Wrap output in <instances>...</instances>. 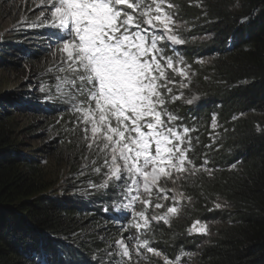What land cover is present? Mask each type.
Wrapping results in <instances>:
<instances>
[{
	"label": "trees",
	"instance_id": "1",
	"mask_svg": "<svg viewBox=\"0 0 264 264\" xmlns=\"http://www.w3.org/2000/svg\"><path fill=\"white\" fill-rule=\"evenodd\" d=\"M19 1L0 0V32L6 20L10 27L19 25L0 38V72L11 78L25 66L11 46L32 36L34 29L22 23L30 25L39 14L25 0L19 16L13 11ZM167 2L174 5L164 7L174 14L175 30L186 40L174 46V59L183 55L179 67L190 77L186 88L173 86L180 99L167 109L191 129L188 155L198 170L176 184L163 181L185 198L167 225L156 226L161 256L147 253L134 264H164L165 256L173 264L182 249L196 253L194 264H264V0ZM241 17L248 23L242 24ZM27 61L26 78L38 83L42 100L26 101L32 88L26 81L12 78L18 83L10 93L0 86V264H35L41 258L49 264H106V250L119 233L106 224L102 210L113 189L89 187L104 181L103 169L93 171L102 160L87 149L70 114H56L39 90L44 84L54 87L55 78L66 74L52 50ZM20 99L23 108H16ZM28 111L38 113L31 116L37 119L25 116ZM28 140L37 141V148ZM174 194L169 191L170 199L159 201L161 209L153 200L152 210L165 212ZM216 203L222 207L216 209ZM197 221L207 225L208 235L188 231Z\"/></svg>",
	"mask_w": 264,
	"mask_h": 264
},
{
	"label": "snow or ice",
	"instance_id": "2",
	"mask_svg": "<svg viewBox=\"0 0 264 264\" xmlns=\"http://www.w3.org/2000/svg\"><path fill=\"white\" fill-rule=\"evenodd\" d=\"M41 3L44 7L29 27H47L44 39L50 50L58 49L59 71L66 75L55 78L54 90H39L47 93L45 103L56 114H70V123L81 129L87 149L95 150L102 160L93 171L101 173L103 169V183L89 185L93 190L113 189L107 200L111 208L102 210L110 213L109 220L125 223L130 213L129 227L136 229L126 238L130 243L120 239L106 250V264H131L133 250L142 259L148 258L147 253L161 256L146 235L152 231L151 221L168 224L170 215L179 213L176 204L185 198L183 192L168 189L161 181L176 184L187 179L186 173L193 175L198 170L188 155L192 138L187 134L191 129L178 124V117L167 109L170 101L180 99L173 86L186 88L185 81L190 83L188 71L179 67L185 63L183 55L175 59L173 55L177 51L174 46L186 43L175 30L174 14L164 7L174 5L167 0ZM248 20L240 18L242 24ZM176 75L182 79L177 80ZM211 126H217L215 113ZM207 164L205 159L203 166ZM169 191L175 193L173 205L161 214L146 215V207L153 200L156 209L165 207L159 201L170 199ZM137 203L145 208L138 210ZM214 207L222 205L216 203ZM188 231L209 234L207 225L200 221ZM163 259L164 264H171L166 256ZM35 264L49 262L41 258Z\"/></svg>",
	"mask_w": 264,
	"mask_h": 264
},
{
	"label": "rangeland",
	"instance_id": "3",
	"mask_svg": "<svg viewBox=\"0 0 264 264\" xmlns=\"http://www.w3.org/2000/svg\"><path fill=\"white\" fill-rule=\"evenodd\" d=\"M24 2H25V0H21V1L17 2L16 3V10H13V11H15V13L19 14V16H21L22 13H23L22 9L25 7V3ZM28 2H29V5L32 6L33 9L36 12H40L42 10V8L44 7V5H42V3H41V0H29ZM6 22H7V20H6ZM6 22L3 23V25H2L3 28L1 29V32H0V38H3V37H1L2 33H5V34H6V32L7 33H12V32H15L19 28V25L10 27V26H8V22L7 23ZM22 26H23V28H26V27H29V24L26 23V22H23ZM36 29H38V28H36ZM42 42H43V40H42ZM52 56H53V54H52ZM52 59H55V58H52ZM56 59H58V60L60 59V55H59L58 52H57V55H56ZM21 61H22V63L25 64V66L21 65L20 67H18L19 69H17V70H18L19 73L17 75H13L12 78H14L15 80H18L19 82L20 81L21 82L22 81H26V83H29V85L32 88H31V90H28V91L30 92V94L36 95L37 94L36 92H37V88H38V83L34 82V80H30V79L27 80V78H28L27 76H29L28 75L29 71H28V69L26 67L27 66L26 62H28V61H27V54L25 53V50L23 51V56L21 57ZM12 78L10 76H8L7 74H5V72H2V71L0 72V86L3 89H5L6 91H8V93H10L13 90V88H14L13 83H18V81L13 82ZM25 78H26V80H25ZM43 87H48L49 88V84H44ZM25 90H27V89H25ZM21 101H22L21 99L17 100L16 101V105H14V106L15 107L17 106L19 108H23ZM36 114H38V113H34L32 111H28V114L27 115L24 114V115L25 116H29L31 119H35L36 120L37 118L31 117V116L36 115ZM41 120L42 119H38V121H36V123L40 122ZM28 142L31 144V142L29 140H28ZM31 145L34 148H37L38 142L35 141ZM161 183L163 184V181H161ZM146 208L153 209V207L150 204ZM131 222H129L128 224H124V223H121L119 221H114L113 220V226L115 227V229L119 233V235L117 237V241L120 240V239H125L126 243H130L129 241H127L126 238L129 235H132V234L136 233V229L135 228L129 227ZM146 235H147V238L150 241V246L153 247L154 249H156L157 247L155 246L156 245L155 237H152L150 235V233H147ZM115 243H113L112 246H114ZM107 250H111L110 246H109V248ZM141 251H143V249H141ZM195 260H196V253L191 252V251H186V250L182 249V250L178 251V253L175 255L172 263L173 264H194Z\"/></svg>",
	"mask_w": 264,
	"mask_h": 264
},
{
	"label": "clouds",
	"instance_id": "4",
	"mask_svg": "<svg viewBox=\"0 0 264 264\" xmlns=\"http://www.w3.org/2000/svg\"><path fill=\"white\" fill-rule=\"evenodd\" d=\"M32 38H39L38 36H37V29L35 30V31H33V35H32ZM19 41H22V42H25L26 43V45L28 46V47H33L34 45L31 43L32 42V40H29V39H27V38H25V39H20V40H15L14 41V43H16V42H19ZM44 42V41H43ZM41 43V45L43 46V45H46L47 44V42H44V43ZM13 49H14V44H12V46H11ZM15 50V49H14ZM40 49H37V51H39ZM15 51H17V50H15ZM19 55H21V56H19ZM19 55L16 57L17 59H21V57L23 56L22 55V53H19ZM39 56H44L45 57V55H39ZM50 88V87H49ZM53 88V87H52ZM52 88H50V89H52ZM30 95H32V94H30ZM38 94H36V95H32V96H37ZM107 224V223H106ZM108 225V224H107ZM110 226V225H109Z\"/></svg>",
	"mask_w": 264,
	"mask_h": 264
}]
</instances>
